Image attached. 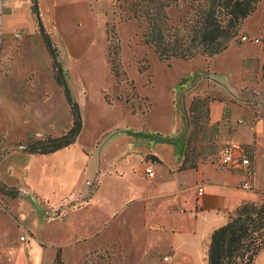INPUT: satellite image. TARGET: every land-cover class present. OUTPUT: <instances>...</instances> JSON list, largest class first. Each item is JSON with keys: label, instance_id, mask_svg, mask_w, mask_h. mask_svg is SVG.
I'll use <instances>...</instances> for the list:
<instances>
[{"label": "rangeland", "instance_id": "1", "mask_svg": "<svg viewBox=\"0 0 264 264\" xmlns=\"http://www.w3.org/2000/svg\"><path fill=\"white\" fill-rule=\"evenodd\" d=\"M128 1L134 0L84 1V24L70 20L65 25L68 30L71 27L84 30L83 49L72 46V50L65 51L58 43L63 44L65 37L62 29L55 28L56 9L52 12L51 1L38 0L42 26L57 51L82 121L76 142L52 154L27 155L18 145L28 138L58 133L71 123L70 105L53 78L51 57L34 14L32 28L36 35L18 27L4 33V49L0 41V182L20 189L16 198L0 193V264H54L61 243L65 245L63 253L61 249V264H134L129 258L124 262L118 259L111 247H97L96 237L84 240V234L125 200L132 177L141 185L142 180L135 174L136 166L140 154L149 150V146L133 147L123 134H142L135 138L137 143L151 140L147 134L166 140L155 148L175 154L179 141H184L179 137L186 119L185 145L192 128L191 100L207 96L223 103L221 119L211 123L210 113L208 120L201 112L197 121L200 131L190 142L189 150L198 164L211 162L222 166V154L229 149L228 140L236 126L230 119L232 107L236 105L252 112L264 110L261 103L264 100L261 90H264V0L243 21L238 36L222 53L168 62L160 61L152 47L143 43L142 28L129 17ZM16 2L21 6L30 4L31 9L32 0ZM9 6V1H5L4 12ZM185 10L186 5L181 2L170 14L179 19ZM106 23L115 29L120 78L110 71ZM26 30L24 44L29 54L16 60ZM17 31L20 37L14 36ZM242 35L258 38L259 42L242 41ZM112 133L120 136H113L103 148L102 143ZM127 150L132 151V156L124 162L119 158ZM245 156L251 160L249 154ZM113 163L131 176L121 180L115 176L101 179V187L84 214V209L79 208L99 185L97 178L93 180L95 173L112 169ZM131 168L135 169L134 173ZM263 192L260 200L264 198ZM62 213V217L53 218ZM24 226L36 237L31 238ZM120 228L113 225L105 237L121 233ZM21 236L26 240H21Z\"/></svg>", "mask_w": 264, "mask_h": 264}, {"label": "crops", "instance_id": "2", "mask_svg": "<svg viewBox=\"0 0 264 264\" xmlns=\"http://www.w3.org/2000/svg\"><path fill=\"white\" fill-rule=\"evenodd\" d=\"M5 1L10 3L6 12H4ZM16 1L0 0L2 49H4L6 41L4 33L15 28L23 27L36 35L32 28L33 13L30 4L29 6H21ZM46 1H51L52 12H55L56 9L58 16L56 15L54 18L55 28H60L64 32V43L58 42L61 49L66 51L69 48L72 50V46L76 50L83 49L84 30L73 29L72 27L68 30L65 25L70 20H79L82 25L84 24V1L88 0ZM27 30L22 39L21 52L18 54L19 56L16 55V60L25 58L29 54L24 44ZM29 68H27L26 74ZM260 87L259 84V90L262 88ZM261 103L263 105L264 100ZM209 108L210 122L215 123L220 120L223 103L218 100L212 101ZM261 110L257 109V111L252 112L234 105L230 112V119L236 126L229 137L228 150L234 155L238 152H242L243 155H250V161L255 170L250 188L243 186L242 169L236 165L222 164L221 166L219 163L206 162L199 163L196 168L177 170L184 154L187 119L180 129L179 138L184 139V141H179L175 154H171L170 151L165 154L155 148L159 146V142H166V140L153 138L152 135L147 134L145 136L151 140L137 143L134 141L135 138L143 136L142 134L126 133L127 136L123 134L130 141L129 145L133 147L136 144L149 146V150L140 154L136 166L135 174L142 180L141 185L136 183L132 177L133 182L128 185V189L126 188L125 200L108 216L100 220L92 228V231L84 234V240L96 237L98 240L97 247H111L114 254L123 262L129 258L134 264H208L207 253L212 232L223 225L229 213L240 204L248 201H260V192L264 191V110ZM237 120H241V122L239 123ZM113 136H120V134H110L101 146L103 147L108 143ZM176 139L170 138L172 141ZM84 153L90 155L85 149ZM145 155H154L158 160H153L151 156L144 158ZM131 156L132 151L127 150L119 159L126 162V157L129 159ZM148 161L153 162L154 165L155 174L152 178H147L144 173ZM112 166V169L103 172L99 170L95 173L93 180L97 178L99 185L93 196L88 198L84 206L79 208L84 209V214L101 187V179L115 176L121 180L126 176H131L127 175L125 170L116 168V163H113ZM131 169V172L134 173L135 169ZM200 185H203L204 189L202 195L197 193ZM86 192L87 185L85 184L84 195ZM63 213L53 218L62 217ZM115 224L121 227V233L109 238H107L108 236L105 237L108 230ZM23 230L31 238L36 237L29 227L24 226ZM21 240L25 241L26 238ZM33 242L36 244L35 241ZM60 246L63 253L65 245L61 243L57 247ZM165 255L169 257L166 261L163 260ZM254 264H264V249L258 253Z\"/></svg>", "mask_w": 264, "mask_h": 264}, {"label": "trees", "instance_id": "3", "mask_svg": "<svg viewBox=\"0 0 264 264\" xmlns=\"http://www.w3.org/2000/svg\"><path fill=\"white\" fill-rule=\"evenodd\" d=\"M262 0H134L128 1L130 16L142 28L143 43L152 47L160 61L189 60L196 56L213 57L225 51L232 39L238 36L243 21L250 16ZM127 2V1H125ZM186 5L184 14L174 19L170 14L180 3ZM31 11L35 16L43 43L51 57L53 78L62 89L70 105L71 123L67 129L42 137L28 138L18 144L26 154H50L68 148L76 142L82 127L78 104L70 95L65 73L57 51L44 31L38 0H32ZM110 40V71L120 78L119 47L113 25L106 23ZM210 99L194 97L189 105L192 128L187 136L184 154L177 170L196 168L193 151L189 144L200 131L197 121L201 112L209 120ZM153 160L156 156L150 155ZM16 185L0 182V193L10 198L18 197ZM264 195V192H263ZM8 210V209H7ZM4 210V211H7ZM16 219V216L13 215ZM264 249V198L248 201L229 213L226 222L211 234L208 248V264H254L258 253ZM61 247H57L54 264H61Z\"/></svg>", "mask_w": 264, "mask_h": 264}, {"label": "built area", "instance_id": "4", "mask_svg": "<svg viewBox=\"0 0 264 264\" xmlns=\"http://www.w3.org/2000/svg\"><path fill=\"white\" fill-rule=\"evenodd\" d=\"M14 36L20 37V32L17 31L16 33H14ZM240 38L242 41H245V42H247V41H251L254 43L259 42L258 38L252 39L246 35H242ZM222 155L223 156L220 160L222 164L236 165L242 169V174L244 177L243 186L250 188L252 186V183H253L255 170H254V167L252 166L249 158L247 156L243 155L242 152H238L236 155H234L230 150H227V152H223ZM144 173H145V176L147 178H152L154 176L155 171H154L153 162L148 161L146 163ZM203 192H204L203 185H200L198 187L197 193L199 195H202ZM22 238L23 237H21V239ZM168 258H169L168 255L163 256V260H165V261L168 260Z\"/></svg>", "mask_w": 264, "mask_h": 264}]
</instances>
